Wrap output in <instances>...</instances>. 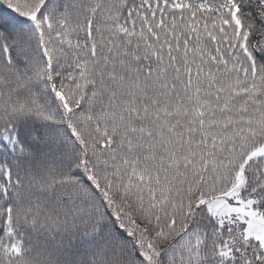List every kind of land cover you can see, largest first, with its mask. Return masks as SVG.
Wrapping results in <instances>:
<instances>
[{
	"label": "snow or ice",
	"instance_id": "snow-or-ice-1",
	"mask_svg": "<svg viewBox=\"0 0 264 264\" xmlns=\"http://www.w3.org/2000/svg\"><path fill=\"white\" fill-rule=\"evenodd\" d=\"M0 264H264V0H0Z\"/></svg>",
	"mask_w": 264,
	"mask_h": 264
}]
</instances>
